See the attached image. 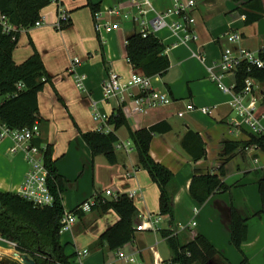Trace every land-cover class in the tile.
I'll use <instances>...</instances> for the list:
<instances>
[{
    "label": "crops",
    "instance_id": "crops-1",
    "mask_svg": "<svg viewBox=\"0 0 264 264\" xmlns=\"http://www.w3.org/2000/svg\"><path fill=\"white\" fill-rule=\"evenodd\" d=\"M120 1L59 0L68 12L71 24L57 31L59 2L53 0L42 10L41 16L46 24L34 27L36 29H22L13 52L14 61L21 64L38 51L54 79L39 94L41 139L44 144L53 146L58 172L65 179L62 193L65 210L73 211L87 200L113 198L96 189L99 168L102 177L106 172L114 194L134 193L131 198L137 207L133 217L135 229L150 215L156 219L161 217L157 230H136L132 241L120 249L111 250L105 241L100 242V236L119 220V215L113 209L103 210L97 203L92 210L78 213L73 228L61 235L70 262L157 264L158 261V264H168L173 254L163 231L180 223L188 226L176 234L181 243L187 244L197 234H203L222 255L206 264H227L222 257L230 264H242L244 257L231 241L233 205L247 219L248 238L242 245L248 258L247 264H264V214L255 216L262 207L259 181L264 176V153L253 145L226 155L227 143L247 142L252 135L258 134L249 126L235 131L232 121L237 113L231 105V96L210 80L208 71L210 64L220 62L227 47L232 48L235 54H239L242 48L257 53L264 47V0L260 1L262 18L249 24L240 7L251 0H196L193 14L198 39L188 45L170 48L167 53L170 69L165 76H159L155 85L168 90L177 101L190 100L198 107H212L211 114L195 110L181 117L178 115L183 108L180 102L142 114L125 113L132 130L148 128L162 121L171 125L170 131L154 135L150 152L155 160L174 173V180L169 186L173 194V219L161 214L160 187L146 169L138 167V152L134 144L130 150L118 147V143L132 141L127 126L117 130L116 164H110L104 155L94 157L81 136L82 131L98 129L93 105L106 115H112L120 105L118 99L103 95L102 85L108 71L113 68L125 78H129L134 71L127 58L126 45L129 36L136 32L135 26L129 21H122L120 29L101 36L95 28L91 5H98L103 10ZM173 3L174 0H155V7L164 11ZM228 32L240 33L241 39L231 42ZM168 35L167 30L159 33L163 38ZM173 42L174 38H168L164 44L169 47ZM196 54L205 55L207 61L202 62ZM76 57L81 62L74 73L71 68ZM76 74L84 75L85 89H80L77 83L78 89L75 87L71 76ZM235 79L229 75L226 81L230 83ZM259 85L261 89H256L253 95H246L244 103L248 105L253 96L256 98L255 114L264 126V85ZM107 128L112 130L113 126L109 124ZM190 130L198 132L205 141L207 155L200 160H194L183 146L184 137ZM13 146L11 139L0 142V191L17 192L29 170L25 153L22 150L12 151ZM240 158L247 161V165H242ZM222 167L225 173L221 178L230 190L218 191L206 203H198L190 192L193 177L217 174ZM194 221L195 225L192 224ZM85 250L88 251L86 254L83 253ZM120 251L136 260L127 261L119 256ZM9 255H14V252L10 251ZM192 264L202 263L197 261Z\"/></svg>",
    "mask_w": 264,
    "mask_h": 264
},
{
    "label": "trees",
    "instance_id": "trees-1",
    "mask_svg": "<svg viewBox=\"0 0 264 264\" xmlns=\"http://www.w3.org/2000/svg\"><path fill=\"white\" fill-rule=\"evenodd\" d=\"M52 1L0 0V15L16 27V31L5 32L4 25L0 22V122L12 128L32 127L36 121L41 122L42 120L39 94L47 84L52 83L53 77L47 71L38 51H35L21 64H16L13 52L18 44L21 30L33 27L41 19L43 8ZM234 1L242 2L243 0ZM260 1L251 0L240 7L241 12L246 15V23H253L262 18L263 11ZM91 7L93 13L100 10L98 5L92 4ZM126 51L132 66L148 76L163 77L170 69L171 63L166 53V45L153 34L144 37L139 32L133 33L127 40ZM235 77L238 91L244 87L248 77L264 85V68L252 66L248 61H243ZM115 111L119 112L118 116H115ZM115 111L108 121L113 126L112 130L108 132L82 131V138L91 148L94 157L104 155L110 164H116V145L119 142L117 130L122 126H127L138 152V167L146 169L160 187V212L173 219V194L169 186L174 180V173L170 168L155 160L150 152L154 135L170 131L171 125L162 121L148 128L132 130L125 114L120 109ZM35 142L37 145H44L45 164L49 169L48 184L55 198L54 204L39 206L16 192L0 191V234L16 241L18 251L28 254L36 261V264H72L61 242L60 232L61 219L66 212L62 199L65 179L58 172L56 161L53 158V146L44 144L41 137ZM253 145L264 151V134L252 135L247 142L227 143L226 155L239 148L246 149ZM183 146L194 160H200L207 155L205 141L198 132L188 131L184 137ZM224 173L222 167L217 174L194 176L190 185L192 197L198 203L204 204L214 193L229 191L230 186L221 178ZM259 191L262 207L255 216L264 214V176L259 181ZM97 205L105 211L113 209L119 215V220L100 236V242L105 241L111 250H116L134 239L136 229L133 217L137 207L127 193L118 194L116 199H101ZM172 233L171 229L163 231L172 250L173 258L170 262L173 264H192L197 261L206 264L216 256H222L203 234H197L192 241L183 244L178 236ZM247 238V219L242 217L232 205L231 241L244 257L242 264L248 263V258L242 249ZM222 258L230 264L225 257Z\"/></svg>",
    "mask_w": 264,
    "mask_h": 264
},
{
    "label": "built area",
    "instance_id": "built-area-1",
    "mask_svg": "<svg viewBox=\"0 0 264 264\" xmlns=\"http://www.w3.org/2000/svg\"><path fill=\"white\" fill-rule=\"evenodd\" d=\"M58 1L59 0H55ZM196 6V0H174L173 5L164 11H159L155 7V0H122L117 4L106 7L103 10H98L94 13L95 28L98 34L110 33L120 29L122 21H129L135 26L136 32L141 33L144 37L155 35L163 42L168 38H174L171 46H166V53L170 48H175L181 45H188L190 42L198 39V34L195 29L196 18L193 10ZM0 22L4 25L5 32L16 31V27L10 24L3 16L0 15ZM70 16L66 12L62 4L59 2V19L57 28L62 29L69 25ZM46 24L44 18L41 17L33 27H38ZM169 31L166 38L160 37L159 33ZM228 38L231 42H237L241 39L238 32H228ZM15 38V37H14ZM197 55V54H196ZM197 57L206 62L207 57L203 54H198ZM243 61H248L250 65L264 68V47L259 52H253L246 48H242L239 54H235L233 49L227 47L222 53L219 63H212L208 66L209 78L213 81L224 93L231 96V105L237 113L232 124L235 130L241 127L249 126L258 134H264V126L261 120L255 114L256 98L247 105L244 103L246 95H253L256 89H261L260 83L254 78L248 77L245 80L244 87L238 91L236 79L234 82L228 83L227 76H236L239 66ZM80 59H74L71 70L75 73L76 66L80 64ZM133 70L129 78H125L118 71L111 68L104 79L102 90L105 98H116L120 105L118 109L123 114L125 113H145L150 109L170 106L176 102L183 104V108L178 111L179 116H185L186 113L195 110H200L204 114H211L212 107H198L190 100L177 101L168 90L160 89L155 85V81L159 79V75L148 76L136 70ZM76 83L80 89H85L84 75L76 74ZM236 78V77H235ZM93 114L99 122L97 130L110 131L107 128L111 115L102 114L95 105L92 106ZM117 110V109H116ZM116 112V111H115ZM114 112V113H115ZM119 112L115 113V116ZM42 136L41 124L39 121L32 127L22 129L12 128L5 123L0 122V142L11 139L14 142L12 151L22 150L25 153L26 160L29 164V170L26 174L25 181L17 189V192L22 197L34 202L39 206H51L54 204L55 198L49 187V169L45 164L44 145H37L35 140ZM132 141L118 143V147L131 149ZM257 147V146H256ZM106 194L114 199L118 195L114 194L112 189H108ZM130 197L134 193L129 194ZM99 203L98 199H91L79 204L73 211H66L61 219V234L71 230L77 221V214L80 212H88L93 206ZM197 210V208H196ZM161 219H156L153 215L145 218V220L136 226V230H157L158 222ZM193 225L196 221L192 222ZM185 224L172 225L170 227L173 235H176L180 230L186 229ZM0 241L7 245V248L0 247V257L2 259V250L7 252H19L18 243L10 238H6L0 234ZM152 250L154 248L152 247ZM88 251H83L86 254ZM119 256L127 261H135V257L126 255L123 251L119 252ZM158 264V261H157ZM168 264H173L169 262Z\"/></svg>",
    "mask_w": 264,
    "mask_h": 264
},
{
    "label": "rangeland",
    "instance_id": "rangeland-1",
    "mask_svg": "<svg viewBox=\"0 0 264 264\" xmlns=\"http://www.w3.org/2000/svg\"><path fill=\"white\" fill-rule=\"evenodd\" d=\"M66 6H67V8H69V5H68V2L66 1ZM70 10V9H69ZM31 28H33V29H36V28H34V27H31ZM28 29V28H27ZM30 29V28H29ZM56 29V28H55ZM57 31H61L62 29H59V28H57L56 29ZM98 38V40H99V36L97 35V33H96V39ZM178 70H177V68L175 69V72H177ZM72 78H73V81H74V85H75V87L77 88V86H76V78H75V75H73V76H71ZM54 80V79H53ZM52 80V81H53ZM49 84H51V83H49ZM48 85V84H47ZM46 85V86H47ZM45 86V87H46ZM186 86V85H185ZM184 86V87H185ZM78 89V88H77ZM70 119H72L71 117H70ZM72 123H74V120L72 119ZM75 124V123H74ZM236 131V130H235ZM261 149V148H260ZM262 150V149H261ZM262 154L264 153V151L262 150V152H261ZM241 159V162H242V165H247V161H244L242 158H240ZM262 165H263V162H262ZM237 168V167H236ZM235 168V169H236ZM101 174H102V172H100V170H99V168L97 169V172H96V177H97V184H96V189H97V191L98 192H102V193H104L105 194V192H106V190H108V189H111L112 187H109V180H108V178L106 177V172H103V177L101 176ZM64 234V233H63ZM62 234V235H63ZM0 247H3V248H7L8 246L7 245H5L4 243H2L1 241H0ZM2 256H7V255H9V252H7L6 250H2ZM0 260H1V257H0Z\"/></svg>",
    "mask_w": 264,
    "mask_h": 264
},
{
    "label": "water",
    "instance_id": "water-1",
    "mask_svg": "<svg viewBox=\"0 0 264 264\" xmlns=\"http://www.w3.org/2000/svg\"><path fill=\"white\" fill-rule=\"evenodd\" d=\"M0 264H36V261L28 254L20 255L19 252H15L12 256H3Z\"/></svg>",
    "mask_w": 264,
    "mask_h": 264
}]
</instances>
